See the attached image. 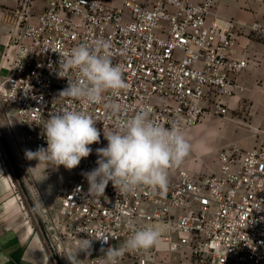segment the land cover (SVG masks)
I'll list each match as a JSON object with an SVG mask.
<instances>
[{"label": "built area", "instance_id": "built-area-1", "mask_svg": "<svg viewBox=\"0 0 264 264\" xmlns=\"http://www.w3.org/2000/svg\"><path fill=\"white\" fill-rule=\"evenodd\" d=\"M215 3L49 0L38 15L27 8L16 12L23 31L0 84V102L15 109L25 144L46 148L43 125L63 108L86 111L100 131L99 143L90 145L78 177L68 183L58 214L44 216L45 233L39 234L52 257L74 254L80 240L89 239L90 249L76 256L102 264L109 247L119 248L137 229L160 226L157 246L126 251L119 264H159L160 244L190 254L191 264H264V137L255 148L221 152L218 174L169 169L166 191L142 187L119 194L109 182L102 196L90 195L83 175L97 167L96 149L108 143L104 132L138 111L148 110L155 122L184 133L202 122L210 105L216 114H228V100L244 92L238 79L249 61L232 51L244 25L211 20ZM248 28L264 41V25ZM99 39L110 42L112 62L121 66L128 87L105 93L100 104L60 97L68 86L59 76L60 54ZM112 103L122 106L117 116L108 112Z\"/></svg>", "mask_w": 264, "mask_h": 264}, {"label": "clouds", "instance_id": "clouds-1", "mask_svg": "<svg viewBox=\"0 0 264 264\" xmlns=\"http://www.w3.org/2000/svg\"><path fill=\"white\" fill-rule=\"evenodd\" d=\"M110 47V42L99 39L60 54L63 59L59 76L68 80V86L61 91L60 97L93 105L100 104L105 93L116 94L126 89L128 85L123 70L113 64ZM72 72L77 74L76 79L71 78ZM107 109L113 116L122 112L119 103H112ZM96 122L86 111L60 109L43 125L47 147H40L37 151L26 150L25 155L55 168L62 165L66 169H74L91 154L90 145L100 141ZM213 135L212 131L207 134L208 138ZM104 138L108 141L107 146L96 149L97 167L83 173L90 195L102 196L109 182L119 194L134 193L142 187L152 192L166 191L169 169L180 166L194 147L178 126L164 127L151 119L148 110L119 120L116 130L104 132ZM100 239L107 242L108 236ZM160 240L159 229H137L119 248L109 247L101 258L102 264H119L126 251L148 250L157 246ZM90 246L91 240L81 239L76 247L77 251L87 252ZM77 251L66 256L69 264H79Z\"/></svg>", "mask_w": 264, "mask_h": 264}, {"label": "crops", "instance_id": "crops-1", "mask_svg": "<svg viewBox=\"0 0 264 264\" xmlns=\"http://www.w3.org/2000/svg\"><path fill=\"white\" fill-rule=\"evenodd\" d=\"M48 1L0 0V84L7 76V67L15 54V43L23 31L24 24L16 12H22L23 8H27L31 15H38L45 9ZM200 1L192 0L193 3ZM217 17L236 20L244 25L237 33V42L232 51L233 57L246 58L249 61L248 68L238 79L244 92L228 100L229 112L241 110L248 104L254 119L258 124L264 125V41L260 35L248 28L255 23L264 25V0H216L214 17L211 20ZM211 107V105L207 107L202 121L207 122L211 118L209 115L216 114ZM5 122L13 130L18 131L22 128L15 109L0 102V123L3 125ZM204 131L205 125L200 123L185 134L191 142ZM190 165V162L184 160V167L181 169L195 174ZM27 218L12 178L0 157V264H62V261L69 264L66 256L52 257L39 232L27 221ZM158 228L161 229L160 226ZM159 249L156 263L191 264L192 262L190 254H182L181 251L171 252L164 244H160ZM76 257L79 264L89 262V255Z\"/></svg>", "mask_w": 264, "mask_h": 264}, {"label": "rangeland", "instance_id": "rangeland-1", "mask_svg": "<svg viewBox=\"0 0 264 264\" xmlns=\"http://www.w3.org/2000/svg\"><path fill=\"white\" fill-rule=\"evenodd\" d=\"M209 116L211 118L207 122H201L205 131L191 141L193 150L185 158L190 162L191 170L195 171L194 175L218 174L220 164L217 157L221 152L255 148L264 137V125L254 119L248 104L241 110L228 112L226 116L214 113ZM3 125L0 123L1 161L12 178L28 216L27 221L37 232L45 233L44 216L58 214L61 198L68 190V183L78 177L82 160L76 168L69 170L62 165L55 168L37 159H28L26 150H36L25 144L23 129L13 130L7 122ZM209 131L214 132L211 138L207 136ZM201 141L205 142L201 144ZM182 167L183 163L172 170L178 172Z\"/></svg>", "mask_w": 264, "mask_h": 264}]
</instances>
